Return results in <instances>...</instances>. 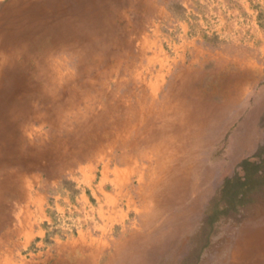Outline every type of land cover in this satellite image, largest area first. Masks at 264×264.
Here are the masks:
<instances>
[{
  "label": "rangeland",
  "instance_id": "rangeland-1",
  "mask_svg": "<svg viewBox=\"0 0 264 264\" xmlns=\"http://www.w3.org/2000/svg\"><path fill=\"white\" fill-rule=\"evenodd\" d=\"M30 1L0 0V163L10 160L12 153L8 149L21 136L27 100L35 105L33 110L41 114L28 122L27 132L35 142L65 139L70 130L72 138H76L74 130L79 122L75 116L85 112L84 104L77 103L72 108L61 101L59 110L54 111L46 105L42 107L38 99L43 73L37 66L52 40H56L58 51L50 57L64 62L67 71L76 76L77 86L84 79L79 69L80 54L76 49L67 48L71 40L77 42V46L88 44L94 49L100 46L113 51L120 48L119 53L126 51L125 62L143 78L144 95V88L150 91L151 84L156 86L160 98L161 92L185 73L195 78V82L188 85L200 98V104H222L237 91L227 113L218 114L204 130V137H197L198 173L191 193L194 211L183 237H179L178 230L169 232L170 236L159 230L162 250H157L159 254L147 252L145 262L236 264L231 256L239 239L246 233L252 234L258 226L264 228V57L253 62V66L243 60L247 62H243L247 64L242 68L244 71L254 69L238 77L235 86H229L226 75L211 73L214 68H210V55L199 67L187 53H176L172 43L178 29L174 30L170 21L158 17L143 20V7L147 8L148 0H78L74 7L70 4L74 0H66L63 13L59 14L61 18L70 12L81 17L89 16L90 12L96 16L98 12L103 17L85 24L69 23L66 35L53 34V39L43 34L46 27H54L58 22L47 9L50 1ZM162 5L167 11L180 12L170 1ZM204 41L210 40L204 37ZM64 47L66 49L62 50ZM86 59L90 62L91 56ZM121 70L107 80L109 89H114L115 81L125 76ZM69 87L64 83L66 89L60 91L59 88L60 97H68ZM119 92H123V87ZM20 110L24 117H20ZM93 110L96 112V107ZM147 129L142 125L138 132L141 134ZM194 133L192 129L191 134ZM134 137L135 132L123 142L104 141L95 154L63 169L49 164L23 171L28 185L27 198H15L8 190L0 194V264H82L83 241H110L116 245L136 228L143 229L145 234L158 235L159 232H148L145 228L148 214L144 203L147 195L158 190V182L153 181L158 176L152 170L159 169L162 161H158L161 157L155 149L147 155L150 149L137 146L139 142ZM155 161L157 165H153ZM9 166L10 170L15 169L14 165ZM261 237L264 240V235ZM242 246L247 252L239 264H264V242L246 247L242 241ZM257 248L261 256L256 254ZM109 253L97 259L98 263L106 264Z\"/></svg>",
  "mask_w": 264,
  "mask_h": 264
},
{
  "label": "bare ground",
  "instance_id": "bare-ground-1",
  "mask_svg": "<svg viewBox=\"0 0 264 264\" xmlns=\"http://www.w3.org/2000/svg\"><path fill=\"white\" fill-rule=\"evenodd\" d=\"M49 1L51 5H49V8L47 6V9L53 12L58 19V22L53 25L54 27H46L44 29L43 34L50 38H52L51 36L53 34L58 37L66 35L65 32H67V30L65 29L69 23L79 22L80 24H85L87 21H91L94 18L103 17L99 16L98 12L96 16L90 12V15L87 17H81L80 15L74 14V12H70L67 13L68 15L66 14L65 18H61L60 15L63 13L62 8H65L63 3L66 0ZM74 3L78 4V0H74L70 3L72 7L75 6ZM93 3L95 4V2ZM102 20L104 21V18ZM53 29L54 31H52ZM55 41L56 40H52L50 43L51 46L44 50L41 63L37 66L39 72L41 71L43 73V79L41 80V86L38 91V99L41 100L43 104L42 107L46 108L47 106V108L54 109V111L59 110L58 108L61 101L63 104H67V106L72 108H74L77 103L84 104L85 112L75 116L79 122H77L78 125L74 130L77 134L76 138H72L73 131L70 130L65 139L53 138L47 142L44 140L35 142V139L33 140L31 138V134L27 132L29 127L28 122L30 118H37L41 116V114L38 110H33L35 105H31L32 102L27 100L25 103L28 104L26 116L22 112L24 109L19 111L20 117L25 116V119L22 121V126H20L21 136L17 137L18 139H16L13 145L8 149V151L12 153L10 160L0 163V194L3 193L4 190H8L15 195V198H27L28 185L24 174H22L23 171L49 164H52L53 167L63 169L64 167L74 164L80 158L95 154L97 150L100 149L102 142L108 141L111 144L120 141L123 142V140H127L129 136L135 132L136 137H134V140L139 142L137 146L150 149L147 153L149 156L151 155V150L155 149L161 157V160L158 159V161H162L159 169L152 170V173H156L158 176L153 179V181L158 182V190L152 195H149L150 197L147 195L144 203V209L148 214L144 224L146 225L145 228L148 232H159V234L155 236L149 233L143 236V263L145 264L148 258L147 252L154 254L157 250H162V231H164L163 235L170 236L171 232L173 233L175 230H178L179 237H183L186 231V224L194 211V201H191V193L194 189L193 180L198 173V156L196 157L197 147H195V143H198L197 137L202 135L204 130L208 128L212 121L214 110L207 105L200 104L198 95L193 96L194 99L190 105L177 104L178 102L173 101L164 105H156L152 92L148 95L143 94V78L140 75L138 76L139 73L131 67L130 63H127V61L125 62L126 51L119 53L118 50L120 48L114 49L115 51H113L111 48H102L100 46L98 49H94L88 44L77 46L75 44L77 42L71 40L67 48H70L71 51L76 49V52L80 54L81 63L79 69H81V78L84 79L81 85L77 86L76 76H72L71 73L67 71L64 62L50 57L51 54L57 53L58 51L55 47ZM65 47L62 50H65ZM88 56H91L90 62L86 59ZM124 62L125 65H123ZM134 65L136 66V64ZM120 70L121 74L125 76L115 81L114 89H109L107 87V80L112 75H118ZM126 75L128 76L126 77ZM137 82L138 84H135ZM64 83L70 86L67 98L60 97L57 92L59 88L60 91L66 89L64 88ZM122 87L123 92L120 93L119 90L122 89ZM134 89H137V91ZM24 95L27 94L25 93ZM21 100H23V102L26 101L24 98H21ZM97 103L99 104L96 105ZM95 107L96 112L93 110ZM11 115L15 116L16 114L11 113ZM207 116L209 117L207 118ZM142 125L143 127H148V129L140 134L138 131ZM192 129L195 131L194 134H191ZM121 146L123 147V145ZM89 148L91 151L87 152ZM9 165H14L15 169L10 170L8 168ZM153 165H157L156 161L153 162ZM197 187L198 186H196V189ZM187 200H189V204ZM176 209L177 211H174ZM159 230H161V232ZM262 235H264V228L263 226H258L253 230L252 234L246 233L242 239H239L232 251V262L239 264L240 258L247 252L242 246V241L246 247H252L256 242H258V245H261L264 242L261 237ZM172 237H174V235H172ZM164 239L166 240V238ZM130 244L131 247L129 246V249L133 252H128V256L124 253L115 256L111 264H123L126 263L128 259H134L135 255L140 252L141 246L138 242H132ZM159 252L161 253V251ZM255 252L258 256L262 254L261 250L258 248ZM83 255L85 256V258H83L85 264H92L95 252L84 253ZM152 258H150V260H152ZM136 261L139 262V260ZM131 262L133 263V261Z\"/></svg>",
  "mask_w": 264,
  "mask_h": 264
},
{
  "label": "crops",
  "instance_id": "crops-1",
  "mask_svg": "<svg viewBox=\"0 0 264 264\" xmlns=\"http://www.w3.org/2000/svg\"><path fill=\"white\" fill-rule=\"evenodd\" d=\"M148 1L147 8L143 7V20L158 17L159 20L170 21L172 28L178 29L174 33L176 38L172 43V48L176 50V53L178 55L187 53L190 59L197 61L199 67L204 61H207L206 57L210 55L212 58L210 68H214L211 73L219 76L221 73L226 75V83L229 86H235L238 77H243L254 69L250 68V70L244 71L242 68H245L247 64H244L243 62L246 61L243 60H247L253 66V62L256 63L258 58L264 57V0ZM167 1L175 4L180 12L174 13L165 10L162 4ZM204 37L210 41H204ZM192 82H195V78L191 73L183 74L180 79L173 80L171 86L161 92L162 98H159L155 91L156 86L150 84V91L144 89L146 95L150 92L153 93L156 105H164L172 101L178 102L177 104L190 105L193 102L194 94L188 84ZM236 94L237 91L235 95L224 99L222 104L208 105L214 110L213 118L218 114L227 113L236 99ZM106 196L109 197V195ZM144 232L143 229L136 228L127 238L123 237L124 240L119 241L116 245L110 241H83L86 247L83 246L82 251L85 253L95 252L92 264H99L97 258L99 259L111 250V253L107 255L106 262V264H111L115 256L122 253L128 256V252H133L129 249L130 243L138 242L141 246L140 252L135 255L133 260L128 259L123 264H143V236L146 235ZM112 244L113 247L110 246ZM83 258H85L84 255ZM82 264L85 262L83 261Z\"/></svg>",
  "mask_w": 264,
  "mask_h": 264
}]
</instances>
